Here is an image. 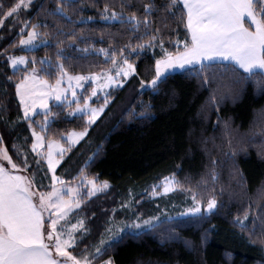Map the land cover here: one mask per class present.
I'll use <instances>...</instances> for the list:
<instances>
[{
    "label": "snow or ice",
    "instance_id": "obj_1",
    "mask_svg": "<svg viewBox=\"0 0 264 264\" xmlns=\"http://www.w3.org/2000/svg\"><path fill=\"white\" fill-rule=\"evenodd\" d=\"M137 2L143 7L140 15L126 11V8L133 7L132 0H119V11L105 3L100 16L102 21L121 26L115 33L109 29H101L99 36L102 40L106 32L109 40L122 32H127L130 34L128 43L122 46L110 43L108 48H96L91 44L79 49L81 52L103 54L105 61L110 62L111 67L101 68L99 72L72 75L64 63L65 59L71 57L64 55L65 42L58 36L55 40L57 49L55 61L47 55L40 60L35 56L9 55L7 49L0 53L14 71L13 76H6L5 79L14 83L15 94L23 108V115L18 117L17 121H8L5 116L6 109L0 105V120L9 127H15L19 120H23L34 137L28 150H24L19 144H12L21 161L17 164L4 145L3 135L0 134V264H96L100 257L114 245L121 243L126 236L139 238L154 231L162 223L172 222L173 218L167 214H162L164 219L161 220V216L144 218L143 213H136L134 204L138 202L129 190V198L122 201L120 208L126 212L131 211L135 218L116 223V210L113 209L112 218L101 234L98 244L92 245L91 249L85 246L79 255L73 254L84 237L90 234V229L86 227L82 216L76 217V223H72L70 217L74 210L82 211L83 198L90 199L111 186L108 181L98 183L96 177H90L86 172L89 164L99 155L102 146H97V151L88 157L84 168L79 170L75 177L78 181L75 186L58 176L57 168L64 161L66 154L88 136L89 129L96 124L112 102V91L124 86L127 82L124 78L139 76L136 64L129 57L135 55L139 58L145 50L153 52L154 66L150 70L154 74L150 80L141 79L139 87L141 90L150 89L154 94H158L162 85L178 72L197 79L202 88H210L211 82L222 80L225 75L230 74L233 84L243 85L247 81H253L259 90L264 91V0H162L161 4H157L156 0ZM24 3L25 0H19V3L5 10V5L0 2V15L5 18L18 15V9ZM27 3H32V0H27ZM41 11H46L51 17L59 16L67 24L72 25L67 33L69 46L76 42L78 36L84 40L89 39L84 35L85 29L76 31L75 25L86 24L93 18L80 15L79 19H73L74 11H83L82 0H55L54 8L47 10L42 6ZM154 14H159V26H156ZM169 17L172 21L182 24L185 32L183 40L167 37L174 51L164 47L163 32H178V29L171 26ZM0 25H3V19H0ZM40 27V24L23 22L19 32L21 37L18 40L19 46L34 51L41 45H50V34L40 31ZM43 27L46 28L47 24ZM28 28L31 30L24 36L25 29ZM57 33L65 34L62 26L57 27ZM133 38L137 41L135 44L132 43ZM157 47L162 52L159 58H155L154 54ZM29 64L33 66L29 68ZM37 64L46 67H36ZM16 71H22V78L19 80H14ZM42 72L55 74V83H50L47 78L40 75ZM65 81L67 87L62 86ZM90 83H94L95 86L86 94L85 84ZM242 90L241 88L233 93L229 89V92L235 100ZM94 97L97 102L102 100L103 103L94 107L92 105ZM49 99H54L58 107L67 108L66 118L86 117L83 129L60 133L59 139L54 138L50 129L59 113L52 112L48 104ZM223 100V94L217 99L216 93L213 92L208 103L218 110ZM141 104L144 111L139 115H147L151 105L143 102ZM38 115L43 116L42 120L35 121L40 131L33 125L34 117ZM224 126L229 129V122L225 121ZM259 126L261 129L259 134L264 138V110L260 113ZM252 135L255 137L257 133L253 132ZM24 139L27 143V138ZM240 150L246 151L244 148ZM29 153L32 154L31 162ZM225 155L232 159L236 156V149L232 147L230 138ZM261 157L264 158V151L261 152ZM33 165L34 170L27 174ZM21 172L26 174L22 175ZM232 175L238 177L237 183L241 187L245 186V177L238 165H233ZM211 176L215 182L218 178L215 167L211 169ZM45 179L49 181L48 184L43 183ZM37 184L40 187H37ZM201 184L207 186L208 181L202 178L198 186ZM40 188L50 190L41 191ZM176 191L187 192L191 201L190 207L177 214L187 218L185 223L202 224L220 212L222 205L216 195L209 194L205 201L201 193L190 185L186 186L174 173L165 176L161 183L151 185V192L145 190V194L155 198ZM220 191L222 194L223 188ZM211 192H215V189L213 188ZM262 201L264 187L258 189V199L255 202L249 200L242 214L237 213L230 223L249 243L259 242L264 251ZM177 237L178 233L172 228L169 238ZM206 239L207 233L204 237V240ZM185 245L188 248L194 247L193 242L189 240H185ZM102 264H114V261L109 257L103 260Z\"/></svg>",
    "mask_w": 264,
    "mask_h": 264
},
{
    "label": "trees",
    "instance_id": "obj_2",
    "mask_svg": "<svg viewBox=\"0 0 264 264\" xmlns=\"http://www.w3.org/2000/svg\"><path fill=\"white\" fill-rule=\"evenodd\" d=\"M17 1L19 0H0L5 5V10ZM82 2L83 11H74L73 19H79L83 15L92 17L93 20L86 24H76L75 30L85 29L84 35L89 39L84 40L78 36L76 42L69 46L67 33L72 25L59 16L51 17L46 11H41L42 6L47 10L54 8L55 0H34L29 8L20 10L17 18L6 19L0 26V53L7 49L9 55L35 56L37 60L47 55L55 61V40L58 36L65 42L64 55L71 57L64 61L70 73L90 74L99 72L101 68L111 67L103 54L81 52L79 49L91 44L96 48H108L110 43L122 46L129 42L130 34L127 32H122L112 40H109L107 32L103 40L99 36L101 29H109L115 33L121 28L119 24H109L100 19L104 4L119 11V0ZM156 2L161 4L162 0ZM132 3L133 7L126 8V11L140 15L143 11L142 4L137 0H132ZM158 16L159 14H154L156 26L160 24ZM23 22L40 24L39 30L50 34V45H42L34 51L19 46V32ZM169 22L178 32H163L164 47L174 51L167 37L183 40L185 32L183 25L172 21L171 17ZM44 24H47L46 28L43 27ZM58 26H62L64 35H58ZM136 42L133 38L132 43ZM154 54L155 58L162 55L159 47L155 48ZM132 61L136 64L139 76L133 75L122 88L112 92V102L108 108L89 129L88 136L67 153L58 169L64 177L72 179L84 168L88 157L97 151V146H102L86 172L89 176L108 181L111 187L85 202L83 211L90 234L80 242L75 251L99 241L109 223L112 210L129 198V190L135 196V201L139 202L144 197L143 192L151 185L174 173L186 186L190 185L201 193L205 201L209 194L216 195L222 205L220 212L202 224L185 223L187 218L181 216L173 218L171 223H162L154 231L139 238L126 236L97 261L102 262L111 257L114 264H264V251L259 242L249 243L230 223L237 213L242 214L249 200L255 202L258 199V189L264 187V158L261 157L264 138L259 134L260 113L264 110V91L259 90L253 81H247L243 85L233 84L230 74L225 75L222 80L211 82L210 88H202L197 79L178 72L162 85L158 94H154L150 89L141 90L139 87L141 79L150 80L154 74L150 70L154 66L153 52L145 50L139 58L133 55ZM32 66L28 65L29 68ZM37 66L46 67L40 64ZM13 75L9 62L0 55V105L6 109L8 121H17L21 117V105L15 94V85L5 79L6 76ZM43 75L48 80L56 79L55 74ZM20 78L22 71H16L14 80ZM241 88L243 90L234 100L229 89L235 93ZM213 92L217 99L221 94L224 95L218 110L208 103ZM141 102L151 105L147 115H139L144 111ZM52 112L59 113L50 129L54 138L59 139L60 133L83 129L85 117L66 118V108L62 109L57 105H53ZM35 118L42 120L43 116ZM34 121L33 125L38 127ZM225 121L229 122V129L225 128ZM253 132L257 133L255 137ZM0 134L3 135L4 144L13 159L20 164L12 144H19L24 150L30 148L33 137L27 123L19 120L15 127H9L0 120ZM24 138H27V143ZM229 138L232 147L236 149L235 159L225 155ZM241 148L246 151H241ZM31 157L32 154L29 153L30 162ZM234 164L239 166L245 177L244 187L237 183L238 177L232 175ZM213 167L218 174L215 182L211 176ZM34 168V165L29 168L30 172ZM202 178L208 181L207 186H198ZM213 188L215 192H211ZM261 203L264 204V201ZM137 205L140 203H136ZM140 208L143 209V206ZM172 228L178 233L175 239L169 238ZM185 240L192 241L194 247L188 248Z\"/></svg>",
    "mask_w": 264,
    "mask_h": 264
},
{
    "label": "rangeland",
    "instance_id": "obj_3",
    "mask_svg": "<svg viewBox=\"0 0 264 264\" xmlns=\"http://www.w3.org/2000/svg\"><path fill=\"white\" fill-rule=\"evenodd\" d=\"M34 0H32V2H33ZM16 3H19V1H17ZM15 3V4H16ZM14 4V5H15ZM31 4V3H30ZM30 4H28L27 3V0H25V3L24 4H22L21 5V8L20 9H18V13L20 12V10H22V9H27V8H29V6H30ZM19 15V14H18ZM18 15H13V16H11V17H7V18H5V17H3L2 15H1V17H0V19H3V24H4V21L6 20V19H15V18H17V16ZM1 26V25H0ZM31 29H28L27 30V32L28 31H30ZM27 32L25 31L24 32V36H26L27 35ZM42 46V45H41ZM28 50V49H27ZM125 54H127V53H125ZM12 55H14V56H26V55H21V54H12ZM130 58V60L132 61V56L131 57H129ZM133 62V61H132ZM36 67H41V66H37L36 65ZM72 75H77V74H73V73H71ZM40 75H42V76H44L43 75V72L42 73H40ZM82 75H88V74H82ZM45 77V76H44ZM46 78V77H45ZM130 77H128V78H124V79H126V80H128ZM49 82L50 83H52V84H54L55 83V80H49ZM75 82H73V84H74ZM63 87H67L68 85H67V82L65 81V83L62 85ZM95 86V84L94 83H90V84H85V89L87 90V92H86V94H89L90 93V91H91V87H94ZM81 91H83V90H81ZM113 92V91H112ZM80 94V92L78 91V95ZM18 98V97H17ZM69 99H71V97L69 96ZM18 100H19V98H18ZM81 103H83V100H81ZM100 103H103V101L102 100H100L99 102H97V99L94 97L93 98V101H92V105L94 106V107H98L99 106V104ZM48 104H49V107H51V109H52V107H53V105H57V102L54 100V99H49V101H48ZM74 106V105H73ZM108 108V107H107ZM106 108V109H107ZM105 109V110H106ZM39 111H42V109H38ZM66 110H67V108H66ZM105 112V111H104ZM23 115V108H22V105H21V116ZM86 118V117H85ZM41 119V118H40ZM40 119H36L35 117H34V120L36 121V120H40ZM33 120V121H34ZM34 121V122H35ZM93 126V125H92ZM36 130L37 131H40V129H39V127H36ZM72 131V130H71ZM33 140H34V137H33ZM65 144H66V142H65ZM5 145V144H4ZM66 156H67V154H66ZM66 156H65V158H66ZM14 160V159H13ZM15 162H16V160H14ZM17 163V162H16ZM17 164H19V163H17ZM61 165H62V163H61ZM6 166H9V165H7L6 164ZM60 167V166H59ZM59 167L57 168V175L58 176H61L65 181H67V182H70L73 186H75L77 183H78V181H76V179H75V177L79 174V173H77V175H75L72 179H70V178H66V177H64L62 174H60L59 173V171H58V169H59ZM20 174H22V175H24V174H26V173H23V172H21ZM27 174H31V172H30V170L28 171V173ZM169 176H171V175H169ZM176 176V175H175ZM90 177H92V176H90ZM97 179V182L99 183V182H102V181H104V180H101V179H98V178H96ZM163 179H161L160 181H158V182H156L155 184H159V183H161V181H162ZM43 183L44 184H48L49 183V181L47 180V179H45L44 181H43ZM37 187H40V185L39 184H37L36 185ZM111 187V186H110ZM108 189H110V188H108ZM107 189V190H108ZM40 190L41 191H46V190H50V189H46V188H40ZM107 190H105L104 192H106ZM158 191H160L161 189H157ZM83 191V190H82ZM104 192H100V193H97L95 196H97L98 194H102V193H104ZM147 192H151V186L147 189ZM143 194H144V197H142L141 198V200L138 202V203H140V205H137L136 206V203L134 204V208H135V211H136V213H143V215H144V218H147V217H149V216H153V215H156V216H161V220H163L164 219V216L162 215V214H167L168 216H171L172 218H176V217H181V216H178L177 214L178 213H181V212H183L187 207H190L191 206V201H190V199H189V194L187 193V192H180V191H176V192H174V193H169V194H167L166 196H158V197H155V198H150L147 194H145V191L143 192ZM94 197V196H93ZM83 198V197H82ZM92 198V197H91ZM84 199V203L81 205V209H82V211L81 210H74V214L72 215V217H70V219H71V222L72 223H76V217L77 216H82L84 219H85V224H86V227H88V221H87V217H86V215H85V213H84V211H83V206H84V204H85V202L88 200V198H83ZM128 200V199H127ZM121 205V204H120ZM120 205H118L117 207H115L114 209L116 210V213H115V221H116V223H119L120 221H124V220H128V221H131L132 219H134L135 217H134V215L132 214V212L131 211H124V210H122L121 208H120ZM140 206H143V209L142 208H140ZM151 208V209H150ZM148 209L150 210L149 212H148ZM151 212V213H150ZM112 215H113V212H112ZM112 215H111V217H110V219L112 218ZM110 221V220H109ZM108 226V225H107ZM89 228V227H88ZM102 233H104V231L102 232ZM79 235V234H78ZM106 235V234H105ZM87 236H85L84 237V239L86 238ZM101 239V237L99 238V240ZM98 242L99 241H97V242H95V243H93V244H91V246H87L89 249H91L92 248V245H94V244H98ZM80 251H81V249L80 250H76L75 252H73V254L74 255H79V253H80ZM96 264H102V262H99V261H96Z\"/></svg>",
    "mask_w": 264,
    "mask_h": 264
}]
</instances>
